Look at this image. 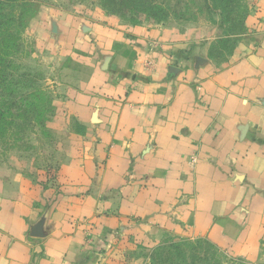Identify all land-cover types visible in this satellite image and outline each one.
I'll use <instances>...</instances> for the list:
<instances>
[{
    "label": "crops",
    "instance_id": "1",
    "mask_svg": "<svg viewBox=\"0 0 264 264\" xmlns=\"http://www.w3.org/2000/svg\"><path fill=\"white\" fill-rule=\"evenodd\" d=\"M251 2L222 67L180 22L42 14L37 51L75 79L52 82L59 160L0 162V264H150L167 237L264 264V0Z\"/></svg>",
    "mask_w": 264,
    "mask_h": 264
},
{
    "label": "rangeland",
    "instance_id": "2",
    "mask_svg": "<svg viewBox=\"0 0 264 264\" xmlns=\"http://www.w3.org/2000/svg\"><path fill=\"white\" fill-rule=\"evenodd\" d=\"M27 1L25 7H17L24 14L23 41L19 53L9 59L8 81L3 86L4 93L9 96L0 97V109L10 104L19 105L21 99L40 90L49 97V103L53 104L50 108L52 112H49L48 116L56 113L54 101L59 98L56 84L52 82L58 78L61 81L75 79L70 60L60 65H49L46 55L37 51L33 26L42 14L49 10L73 11L82 6L90 9L99 7L109 14L118 16L124 24L133 26L180 22L182 28L199 30L201 35H204L203 42L209 44L210 58L219 67L230 62L240 43L246 39L248 35L246 21L253 10L251 0H238V9L232 16L228 13L229 9H224V4L212 0H209L208 4L203 0H172L174 9H180L181 12L172 13L168 19L160 21L144 14L118 13L106 6L102 0ZM167 1L169 0H157L159 3ZM16 111L14 108L11 110L13 113ZM23 125L14 131L10 128L2 138L0 137V162L18 157L47 169L48 164L58 161L61 153L56 148L64 142L63 136L47 129L44 118L40 124L31 120V123ZM46 171L50 177L55 174V171L54 173ZM149 259L150 264H250L222 254L209 240L174 237L165 238L160 245L151 250Z\"/></svg>",
    "mask_w": 264,
    "mask_h": 264
},
{
    "label": "trees",
    "instance_id": "3",
    "mask_svg": "<svg viewBox=\"0 0 264 264\" xmlns=\"http://www.w3.org/2000/svg\"><path fill=\"white\" fill-rule=\"evenodd\" d=\"M110 9L118 13L144 14L153 17L155 20L168 19L172 13L181 12L174 9L172 0L157 2V0H102ZM149 1V2H147ZM208 4L209 0H203ZM211 1V0H210ZM215 3L224 4V9H229L230 16L237 8L238 0H212ZM218 1V2H217ZM147 2V3H146ZM27 0H0V97L9 96L4 93L6 85L7 69L10 67L9 59L19 53L22 44V28H24V14L19 8L25 7ZM17 7H19L17 9ZM49 97L40 90L29 94L21 99L20 104H10L0 109V137L2 138L11 128L13 131L19 129L23 124L36 122L40 124L42 119L47 122L52 116H48L53 106L49 103ZM17 109L15 113L12 109ZM32 117V118H30ZM46 129V128H45ZM48 129V128H47ZM26 130V129H25ZM20 141V140H19ZM53 172L52 170L49 171ZM54 173V172H53ZM55 174L50 179H54Z\"/></svg>",
    "mask_w": 264,
    "mask_h": 264
}]
</instances>
